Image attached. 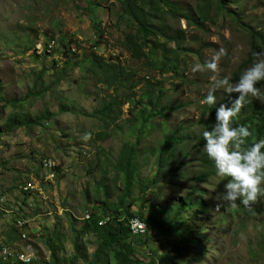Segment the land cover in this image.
Masks as SVG:
<instances>
[{
    "label": "rangeland",
    "instance_id": "374dc122",
    "mask_svg": "<svg viewBox=\"0 0 264 264\" xmlns=\"http://www.w3.org/2000/svg\"><path fill=\"white\" fill-rule=\"evenodd\" d=\"M139 4L161 17L145 42L125 0H0V236L30 264H94L110 222L155 217L169 229L131 237L129 259L111 247L101 264H264V197L222 201L230 178L205 160L202 135L231 106L223 88L215 113L203 103L212 78L238 83L254 44L263 51L252 34L264 35V0ZM221 48L218 73L192 71ZM176 129L184 141L167 167L180 169L158 177Z\"/></svg>",
    "mask_w": 264,
    "mask_h": 264
},
{
    "label": "clouds",
    "instance_id": "9594fccd",
    "mask_svg": "<svg viewBox=\"0 0 264 264\" xmlns=\"http://www.w3.org/2000/svg\"><path fill=\"white\" fill-rule=\"evenodd\" d=\"M224 55L226 49L221 48L205 65L199 63L193 65L192 71L207 69L218 73L219 61ZM255 56L257 59L241 74L238 83H231L229 76L220 79L214 76L213 86L203 101L207 105H214L216 103L214 93L220 88H223L230 97L231 106L221 104L216 109L215 125L210 131L205 130L202 135L206 142L204 150L209 159L214 161L216 174L222 178H230L224 184L221 200L233 207L237 206L236 202L239 200L245 207L250 208L264 197V138L246 146V141L253 135L251 126L243 124L233 126L234 118L250 102L249 97L264 101V96L257 87L260 81H264V51L255 53ZM233 93L237 94L235 98H232ZM83 138L88 140L91 134L86 133Z\"/></svg>",
    "mask_w": 264,
    "mask_h": 264
},
{
    "label": "trees",
    "instance_id": "16d2710c",
    "mask_svg": "<svg viewBox=\"0 0 264 264\" xmlns=\"http://www.w3.org/2000/svg\"><path fill=\"white\" fill-rule=\"evenodd\" d=\"M141 0H125L126 6V11L132 15L134 20L137 23L139 31L142 33V36L144 38V42L146 41L147 36H149L150 32L154 30L153 27V22L155 21L156 17L160 19L159 13H157V10L153 7H150L147 9L145 6L140 5L139 2ZM154 3V2H153ZM156 6V2H155ZM223 6V5H222ZM224 7V6H223ZM152 12L156 13V15H152ZM171 12L176 15L177 14V9L171 6ZM199 24L198 22H196ZM201 25V24H200ZM254 39H259L261 43V47L264 51V35L261 32H254L253 34ZM175 40L177 38L175 37ZM258 52V47L256 44L253 46V51H251L249 59L244 62L242 65V68L248 67L249 64L253 63L257 58L255 56V53ZM106 65H109V63H106ZM240 72H236V76H238ZM264 81H260L257 84L258 88H261V85ZM230 101V100H229ZM250 102L246 104L245 107H243L238 114L236 118L233 120V126L237 127L241 124L243 125H250L251 128L250 130L253 132L252 137L248 138L246 141V146L247 144H250L252 142L257 141L260 138H264V105L260 104V101H254L252 99L249 100ZM116 101L115 103L111 102L109 103L105 108V113L106 112H113L114 107L116 106ZM175 109V108H173ZM210 110L212 113H215V106H211ZM256 123V124H255ZM260 123V126H259ZM215 124H213L214 126ZM212 126V127H213ZM254 138V140H252ZM184 141V137L179 135V130H175L173 134L167 136L165 140L163 141L161 148H160V155H159V171H158V177H165L167 174H174L179 167H172L169 168L167 165L169 164L170 160H174L176 158V146ZM134 148L130 145H127L126 147V154H123L122 157V162H124V169L123 171L126 172V188L127 191H131L133 187V182H134V154H133ZM166 155V156H165ZM207 162L212 164L214 167V163L208 159H205ZM163 171V172H162ZM201 179H203L201 177ZM187 201V200H186ZM193 206L192 204H190ZM181 206V205H180ZM129 215L132 214L130 210L127 211ZM93 222L96 224V221L98 220L97 216L93 217ZM128 220V218L126 219ZM126 222V221H125ZM125 222H118L117 218L110 222L108 226V241L107 243L98 249L96 253V258L94 264H101L105 253L108 249L111 247H115L116 245L119 247V254L122 260L129 259L131 258L130 254L133 255V248L132 245L127 243L129 239L132 237H140V236H133L130 230L129 226H125ZM169 222L166 220L164 221H159L155 217H151L148 223L149 229H162V230H168L169 229ZM197 247L201 246L197 244ZM126 251H129L130 253H127ZM132 252V253H131ZM11 259V258H8ZM8 259L5 262H8ZM12 260V259H11ZM13 261V260H12ZM4 260H0V264H7L3 263ZM21 264V263H18ZM147 264V263H144ZM148 264H155L154 261Z\"/></svg>",
    "mask_w": 264,
    "mask_h": 264
},
{
    "label": "built area",
    "instance_id": "2783aa9c",
    "mask_svg": "<svg viewBox=\"0 0 264 264\" xmlns=\"http://www.w3.org/2000/svg\"><path fill=\"white\" fill-rule=\"evenodd\" d=\"M50 166H53L52 163H49ZM20 222L24 225L23 220H20ZM130 230L133 236H143L148 232V227H140L137 226V224L133 223L132 220L130 221ZM0 242H1V256L6 257L10 253H12V247H10L5 241H3L2 236H0ZM22 257L24 256H17Z\"/></svg>",
    "mask_w": 264,
    "mask_h": 264
},
{
    "label": "bare ground",
    "instance_id": "6f19581e",
    "mask_svg": "<svg viewBox=\"0 0 264 264\" xmlns=\"http://www.w3.org/2000/svg\"><path fill=\"white\" fill-rule=\"evenodd\" d=\"M135 219H138V220H135ZM132 222L133 223H135V224H137V226H140V227H148V225H147V223L145 222V221H143V220H141L140 218H133L132 219ZM24 223V222H23ZM19 225H20V227H23L24 225L21 223V222H19ZM24 228V227H23ZM23 235H26V234H23ZM27 236V235H26ZM24 237V236H23ZM0 250H1V242H0ZM14 250V249H13ZM13 250H12V253H10L8 256H6V257H2L1 255H0V259H2V260H4L5 259V261L8 259V258H11L13 261H15V262H17V263H21V264H30L34 259H31V258H28L27 256H25L24 255V253L23 252H17L16 253V251L15 252H13ZM17 256H24V258H22V257H17Z\"/></svg>",
    "mask_w": 264,
    "mask_h": 264
}]
</instances>
